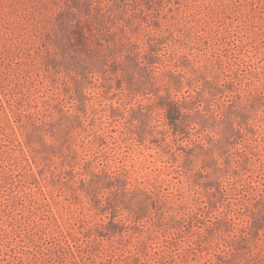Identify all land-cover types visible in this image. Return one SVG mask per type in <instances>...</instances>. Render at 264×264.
Returning <instances> with one entry per match:
<instances>
[{"label":"rangeland","instance_id":"obj_1","mask_svg":"<svg viewBox=\"0 0 264 264\" xmlns=\"http://www.w3.org/2000/svg\"><path fill=\"white\" fill-rule=\"evenodd\" d=\"M0 264H264V0H0Z\"/></svg>","mask_w":264,"mask_h":264},{"label":"trees","instance_id":"obj_2","mask_svg":"<svg viewBox=\"0 0 264 264\" xmlns=\"http://www.w3.org/2000/svg\"><path fill=\"white\" fill-rule=\"evenodd\" d=\"M77 41H82L83 39V33L80 29L77 30ZM165 108V107H164ZM166 119L167 122L170 124H175L177 120L180 118V108L178 105H173L170 110H166Z\"/></svg>","mask_w":264,"mask_h":264}]
</instances>
